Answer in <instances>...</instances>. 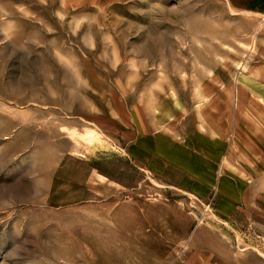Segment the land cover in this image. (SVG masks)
<instances>
[{"label": "rangeland", "instance_id": "obj_1", "mask_svg": "<svg viewBox=\"0 0 264 264\" xmlns=\"http://www.w3.org/2000/svg\"><path fill=\"white\" fill-rule=\"evenodd\" d=\"M0 264H264V0H0Z\"/></svg>", "mask_w": 264, "mask_h": 264}]
</instances>
